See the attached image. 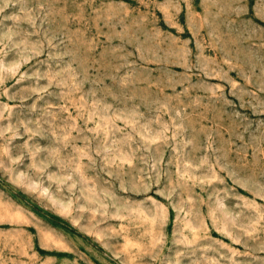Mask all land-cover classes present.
<instances>
[{
	"label": "rangeland",
	"instance_id": "374dc122",
	"mask_svg": "<svg viewBox=\"0 0 264 264\" xmlns=\"http://www.w3.org/2000/svg\"><path fill=\"white\" fill-rule=\"evenodd\" d=\"M0 264H264V0H0Z\"/></svg>",
	"mask_w": 264,
	"mask_h": 264
}]
</instances>
